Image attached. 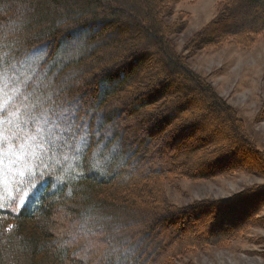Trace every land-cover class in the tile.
Segmentation results:
<instances>
[{
  "label": "trees",
  "instance_id": "trees-1",
  "mask_svg": "<svg viewBox=\"0 0 264 264\" xmlns=\"http://www.w3.org/2000/svg\"><path fill=\"white\" fill-rule=\"evenodd\" d=\"M180 1L0 0V71L39 51L44 61L38 72L46 78L58 74L55 90H44L45 96L50 92L46 105L52 112L67 110L74 120L59 150L64 152L72 137L87 145L74 153L79 165L67 172L60 165L59 176L74 177H66L56 191L50 185L18 211L0 209V264L7 254L11 264H181L185 254L224 247L249 228L264 227V217H258L264 185L183 206L166 197L165 184L173 179L209 180L237 172L264 177V152L244 121L189 63L206 47L251 48L264 36V0H220L217 15L182 52L174 37L187 28L189 14L172 20ZM122 50L117 63L108 61ZM164 75L172 83L151 87ZM181 82V90L199 105L196 112L207 111L223 139L201 137L199 121L170 132L192 101L150 118L153 130L149 127L142 140L130 139L121 119L115 121V114H147L162 106ZM160 135L176 151L150 165L156 154L149 145ZM67 221L78 228L68 229Z\"/></svg>",
  "mask_w": 264,
  "mask_h": 264
},
{
  "label": "rangeland",
  "instance_id": "rangeland-1",
  "mask_svg": "<svg viewBox=\"0 0 264 264\" xmlns=\"http://www.w3.org/2000/svg\"><path fill=\"white\" fill-rule=\"evenodd\" d=\"M219 1L181 0L174 4L176 14L172 20L178 18L181 12L189 14L187 28L174 37L179 52L183 51L187 40L194 33L217 15L216 6ZM66 45L63 47L66 48ZM122 53L123 50L116 55H110L108 61H118ZM43 61L41 53L35 51L20 62L11 64L5 73V69L0 71V140L5 145L3 173L0 176V209L18 211L23 204L38 201L44 192L42 190L53 186L51 191H56L66 177H74L68 173L66 176L65 172L59 176L60 165L67 172L80 164L79 156H74V153L77 148L81 151L84 149L82 139L72 137V142L69 141L64 152H61L59 144L66 136L69 137L68 132L49 133L46 122L49 119L56 120L59 128H67L57 116V113L67 110L52 112L46 105L50 92L46 98L44 90H55L52 82L58 74L54 73L46 78V73H39ZM189 63L192 69L205 76L217 92L236 109L256 147L264 152V36L247 49L236 43H226L219 49L206 47L191 57ZM114 118L116 122L121 119V124L127 127L130 139L142 140L147 131L153 130L145 111L134 116L127 114V117L115 114ZM170 143L169 139L166 142L164 137L157 136L149 145L155 149L153 154L156 157L148 163L158 164L163 157L167 158L174 153L176 150H173ZM95 157L96 154L93 161L97 163ZM50 175L57 179L48 183L47 178ZM254 185H264V177L237 172L231 176L209 180L173 179L165 184V189L170 203L183 206L203 199L227 198ZM258 217H264V207ZM65 225L68 229L78 228V225L72 226V222L68 221ZM86 238H94V242L101 239L100 236ZM94 244L91 246H95ZM87 251L85 248L83 255ZM94 255L100 256L96 251ZM5 258L9 264L14 261L10 254ZM179 261L181 264H264V227L249 228L224 247L193 251L179 258Z\"/></svg>",
  "mask_w": 264,
  "mask_h": 264
},
{
  "label": "snow or ice",
  "instance_id": "snow-or-ice-1",
  "mask_svg": "<svg viewBox=\"0 0 264 264\" xmlns=\"http://www.w3.org/2000/svg\"><path fill=\"white\" fill-rule=\"evenodd\" d=\"M160 71H163V69H160ZM164 81L172 83V78L168 75H164L158 81H155L151 85V87H157L161 82H164ZM182 87H183V82H181L178 87H174L175 90L168 95V98L165 100V102L163 103L162 106H160V107L156 108L155 110L147 113L149 118H154L156 116H159L161 113L166 112L172 108H175L178 105H180L186 101H192L191 106L188 109L183 110L178 115L179 119L174 120L172 122V128L170 129V132L175 131L177 128L183 126L186 123H190L193 121H199L203 124V127L200 131L201 137L216 136L219 139H223L224 136L221 134L222 130L220 129V127L207 120V116H208L207 111H203L200 113L196 112V108L199 107V105L193 103L194 97L189 92L182 91L181 90ZM189 87H194V86L189 85ZM57 116H58L59 121L65 123L66 125H68V127L66 129H61V128H59L56 120L49 119L48 121H46L49 125V133L55 134L56 132L64 133L66 131H70L71 128L74 126V120L72 119V117L69 116L68 112L65 111L63 113H57ZM81 143L83 144V140L81 141ZM4 147H5V145H4L3 141L0 140V176H2V173H3ZM86 147H87V145H84L83 150H86ZM75 151L77 154H80L81 149L77 148ZM95 166L98 169L100 167L98 162L95 163ZM56 179L57 178L50 175L47 178V182L51 183V182L55 181ZM42 183H43V181H42Z\"/></svg>",
  "mask_w": 264,
  "mask_h": 264
}]
</instances>
